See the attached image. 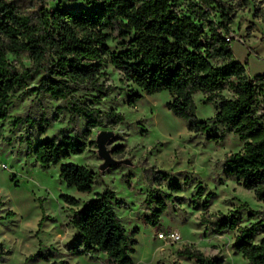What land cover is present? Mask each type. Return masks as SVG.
Segmentation results:
<instances>
[{
    "label": "trees",
    "instance_id": "16d2710c",
    "mask_svg": "<svg viewBox=\"0 0 264 264\" xmlns=\"http://www.w3.org/2000/svg\"><path fill=\"white\" fill-rule=\"evenodd\" d=\"M84 5L72 10L56 0H0V125L8 116L10 94L39 75L34 91L54 99L66 100L70 119L84 117L86 126L114 124L122 117L100 110L76 99V85H89L104 95L105 66L118 68L124 78L138 88L127 96L132 104L144 94L167 91L171 96L167 108L187 121L190 131L202 132L208 141L223 138L212 125L231 130L242 142V149L225 156L223 171L234 176L245 189L264 205V73L248 76L245 64L235 59L231 41L233 7L223 0H187L185 11L174 0H81ZM120 49H111L110 35ZM28 61V64L24 62ZM227 84L234 97L222 94ZM107 89V88H106ZM200 92L212 101V122L195 116L193 95ZM59 109V108H58ZM261 109V113L259 110ZM39 131L45 132L41 119ZM94 144V141L91 142ZM86 144L73 135L43 137L31 148V154L43 168L59 164L58 176L69 188L90 192L96 172L87 166L63 161L81 154ZM166 182L172 192L182 190L181 182L166 173L155 172L150 181L148 213L141 220L158 227L160 215L171 195L161 190ZM198 188L195 197L202 194ZM205 195L201 223L217 232L237 227V210L205 216ZM66 204L78 206V198L63 194ZM115 193L106 189L72 210L70 224L76 231L78 248L74 255L100 252L114 264H132L135 239L116 214ZM260 215L240 229L231 249L241 254L248 264H264V210L249 211ZM260 235L259 240L256 236ZM0 244V256L5 254ZM180 253L196 264H221L217 257H207L191 246ZM49 264H69L65 259Z\"/></svg>",
    "mask_w": 264,
    "mask_h": 264
},
{
    "label": "rangeland",
    "instance_id": "374dc122",
    "mask_svg": "<svg viewBox=\"0 0 264 264\" xmlns=\"http://www.w3.org/2000/svg\"><path fill=\"white\" fill-rule=\"evenodd\" d=\"M234 10L231 24L236 35L231 41L233 54L245 62L246 72L264 73V0H223ZM185 11L187 0H174ZM62 5L77 10L81 0H62ZM56 0H49L54 6ZM240 36L244 43L237 40ZM111 49L119 50L114 33L107 40ZM28 64L27 60H24ZM105 93L96 101L98 91L89 85H76L73 95L101 114L114 112L122 119L114 124L86 126L84 117L70 119L66 100L54 99L47 93L34 91L39 75L27 85L14 90L8 99V116L0 125V244L5 254L0 264H49L65 259L69 264H114L100 252L74 255L78 248L75 229L70 224L72 210L106 189L115 193L114 208L128 235L135 239L131 252L132 264H196L180 253L191 246L207 257H217L221 264H248L241 254L231 249L234 237L241 228L261 217H250L249 211H263L264 205L254 197V191L243 188L234 176L223 171L226 155L242 149V142L221 125H212L223 138L208 141L202 132L190 131L187 121L167 108L171 96L165 90L144 94L132 104L127 103L131 92L138 88L126 80L121 71L105 66ZM107 88V89H106ZM222 94L234 97L227 84ZM195 116L212 122L215 108L204 95H193ZM59 108V109H58ZM261 113V109L259 110ZM44 120L45 132L39 127ZM111 131L107 144L116 160H129L100 170L102 159L97 154L95 138L102 131ZM73 135L86 144L81 154H72L63 161L87 166L96 172L90 192H78L67 187L58 176L59 164L41 167L31 154L32 146L41 138H60ZM94 141V144L91 142ZM155 172L166 173L182 184L179 192L170 191L165 181L163 192L170 194L167 207L160 215V225L152 227L141 220L149 212L150 181ZM202 194L195 197L198 188ZM211 193L205 216L237 210V227L217 232L201 223L205 195ZM63 194L79 199L78 206L66 204ZM177 231L179 242L163 241L160 231ZM260 235L256 236L259 240ZM81 248L79 247L78 250Z\"/></svg>",
    "mask_w": 264,
    "mask_h": 264
},
{
    "label": "water",
    "instance_id": "95a60500",
    "mask_svg": "<svg viewBox=\"0 0 264 264\" xmlns=\"http://www.w3.org/2000/svg\"><path fill=\"white\" fill-rule=\"evenodd\" d=\"M113 133L111 131L102 130L95 138V144L98 156L102 159V163L99 165L100 170H104L111 166H115L121 163H129V160H116L112 157L111 148L107 147L108 142L112 138Z\"/></svg>",
    "mask_w": 264,
    "mask_h": 264
},
{
    "label": "built area",
    "instance_id": "2783aa9c",
    "mask_svg": "<svg viewBox=\"0 0 264 264\" xmlns=\"http://www.w3.org/2000/svg\"><path fill=\"white\" fill-rule=\"evenodd\" d=\"M236 37L235 34L231 33L230 35H228L226 37L227 41H230L231 39H234ZM238 41H241L244 43V39L240 36L237 37ZM157 236L159 239L163 240V241H169V242H179L181 239L180 234L175 231V230H169V231H160L157 233Z\"/></svg>",
    "mask_w": 264,
    "mask_h": 264
},
{
    "label": "crops",
    "instance_id": "0c3cea01",
    "mask_svg": "<svg viewBox=\"0 0 264 264\" xmlns=\"http://www.w3.org/2000/svg\"><path fill=\"white\" fill-rule=\"evenodd\" d=\"M234 57H235V56H234ZM235 59L238 60L239 62L243 63V64L245 63V62H242L240 59H238V58H236V57H235ZM246 73H247V72H246ZM256 74H259V73H252V74H248V73H247L248 76H254V75H256Z\"/></svg>",
    "mask_w": 264,
    "mask_h": 264
}]
</instances>
